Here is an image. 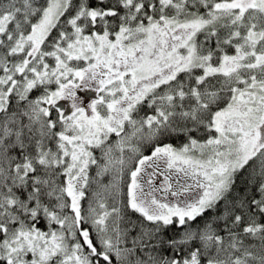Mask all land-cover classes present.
<instances>
[{
    "label": "snow or ice",
    "instance_id": "1",
    "mask_svg": "<svg viewBox=\"0 0 264 264\" xmlns=\"http://www.w3.org/2000/svg\"><path fill=\"white\" fill-rule=\"evenodd\" d=\"M0 264H264V0H0Z\"/></svg>",
    "mask_w": 264,
    "mask_h": 264
},
{
    "label": "rangeland",
    "instance_id": "2",
    "mask_svg": "<svg viewBox=\"0 0 264 264\" xmlns=\"http://www.w3.org/2000/svg\"><path fill=\"white\" fill-rule=\"evenodd\" d=\"M80 94L85 95L87 98H91V96L94 95V93L90 89L89 90H84ZM58 103H66V102H58Z\"/></svg>",
    "mask_w": 264,
    "mask_h": 264
}]
</instances>
